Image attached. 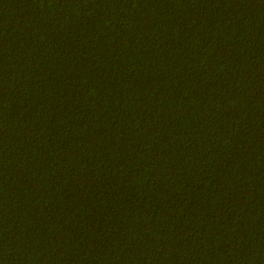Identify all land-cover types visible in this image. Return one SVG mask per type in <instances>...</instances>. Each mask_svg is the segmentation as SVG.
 <instances>
[{
    "label": "trees",
    "instance_id": "16d2710c",
    "mask_svg": "<svg viewBox=\"0 0 264 264\" xmlns=\"http://www.w3.org/2000/svg\"><path fill=\"white\" fill-rule=\"evenodd\" d=\"M0 264H264V0H0Z\"/></svg>",
    "mask_w": 264,
    "mask_h": 264
}]
</instances>
